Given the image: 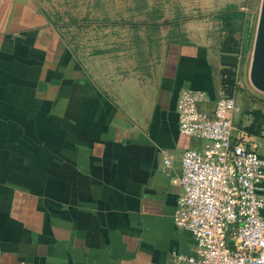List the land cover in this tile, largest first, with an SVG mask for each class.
<instances>
[{
    "label": "crops",
    "instance_id": "crops-1",
    "mask_svg": "<svg viewBox=\"0 0 264 264\" xmlns=\"http://www.w3.org/2000/svg\"><path fill=\"white\" fill-rule=\"evenodd\" d=\"M235 58L170 40L147 74L111 85L30 0H0V264H171L191 254L193 236L172 219L173 180L181 152L203 142L178 132L177 97L202 91L209 110ZM232 125L264 159V111L238 106Z\"/></svg>",
    "mask_w": 264,
    "mask_h": 264
},
{
    "label": "built area",
    "instance_id": "built-area-1",
    "mask_svg": "<svg viewBox=\"0 0 264 264\" xmlns=\"http://www.w3.org/2000/svg\"><path fill=\"white\" fill-rule=\"evenodd\" d=\"M239 59L230 86L219 83L209 110L202 91L179 90L177 129L203 143L179 156L180 173L173 180L177 195L173 223L194 239L192 253L174 255L171 264H264V159L247 134L234 129L232 115L239 87ZM172 155L163 153L165 169Z\"/></svg>",
    "mask_w": 264,
    "mask_h": 264
},
{
    "label": "rangeland",
    "instance_id": "rangeland-1",
    "mask_svg": "<svg viewBox=\"0 0 264 264\" xmlns=\"http://www.w3.org/2000/svg\"><path fill=\"white\" fill-rule=\"evenodd\" d=\"M89 74L113 85L142 76L170 40L219 45L225 35L215 17L236 9L244 16L234 33L245 47L238 68L236 103L264 111V92L249 77L251 52L262 0H30ZM244 37L247 39L244 42ZM236 62L240 58L235 53Z\"/></svg>",
    "mask_w": 264,
    "mask_h": 264
},
{
    "label": "trees",
    "instance_id": "trees-1",
    "mask_svg": "<svg viewBox=\"0 0 264 264\" xmlns=\"http://www.w3.org/2000/svg\"><path fill=\"white\" fill-rule=\"evenodd\" d=\"M244 14L241 11H237L236 9L221 11L217 13L215 16L221 22V29L226 31L223 37H219L220 40L218 42L219 48L221 50H225L232 53L239 52V64L242 62V53L245 47V43L240 45V38L235 37L234 33L242 27L243 23L232 21L234 18H238L239 20L243 17ZM246 38L244 37V42H246ZM236 61V58H235ZM234 61L230 62L228 66L223 69V73L221 74V82L228 86L232 84L233 71L232 68L234 66Z\"/></svg>",
    "mask_w": 264,
    "mask_h": 264
},
{
    "label": "water",
    "instance_id": "water-1",
    "mask_svg": "<svg viewBox=\"0 0 264 264\" xmlns=\"http://www.w3.org/2000/svg\"><path fill=\"white\" fill-rule=\"evenodd\" d=\"M249 77L254 87L264 92V0L261 3L254 35Z\"/></svg>",
    "mask_w": 264,
    "mask_h": 264
}]
</instances>
